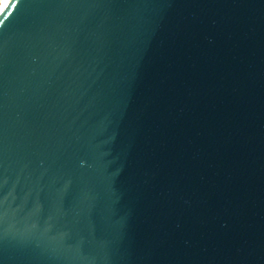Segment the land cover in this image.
I'll return each instance as SVG.
<instances>
[{"label":"water","instance_id":"1","mask_svg":"<svg viewBox=\"0 0 264 264\" xmlns=\"http://www.w3.org/2000/svg\"><path fill=\"white\" fill-rule=\"evenodd\" d=\"M0 264H264V0H11Z\"/></svg>","mask_w":264,"mask_h":264},{"label":"built area","instance_id":"2","mask_svg":"<svg viewBox=\"0 0 264 264\" xmlns=\"http://www.w3.org/2000/svg\"><path fill=\"white\" fill-rule=\"evenodd\" d=\"M11 0H0V9L2 8V7H5L6 8V6L8 5V3L10 2ZM4 8V9H5Z\"/></svg>","mask_w":264,"mask_h":264},{"label":"bare ground","instance_id":"3","mask_svg":"<svg viewBox=\"0 0 264 264\" xmlns=\"http://www.w3.org/2000/svg\"><path fill=\"white\" fill-rule=\"evenodd\" d=\"M4 8H5V7H2V8L0 9V15H1V13L3 12Z\"/></svg>","mask_w":264,"mask_h":264}]
</instances>
